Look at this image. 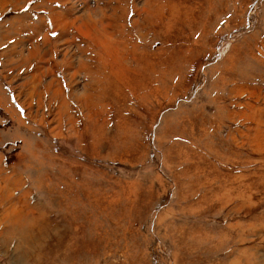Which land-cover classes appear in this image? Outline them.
<instances>
[{
	"label": "rangeland",
	"instance_id": "rangeland-1",
	"mask_svg": "<svg viewBox=\"0 0 264 264\" xmlns=\"http://www.w3.org/2000/svg\"><path fill=\"white\" fill-rule=\"evenodd\" d=\"M0 264H264V0H0Z\"/></svg>",
	"mask_w": 264,
	"mask_h": 264
},
{
	"label": "bare ground",
	"instance_id": "bare-ground-1",
	"mask_svg": "<svg viewBox=\"0 0 264 264\" xmlns=\"http://www.w3.org/2000/svg\"><path fill=\"white\" fill-rule=\"evenodd\" d=\"M33 48V47H32ZM39 48V47H38ZM34 53V52H33ZM30 54H31V52H30ZM35 54V53H34ZM31 56H33V54L31 55ZM31 56H29V57H31ZM33 58V57H32ZM42 60V59H41ZM23 61V60H22ZM27 61V60H26ZM20 63V62H19ZM18 65H21V64H18ZM24 65V64H23ZM81 65V64H80ZM84 65V64H83ZM82 65V66H83ZM22 66V65H21ZM20 66V67H21ZM85 67V66H84ZM84 67H82L81 69H84ZM22 68V67H21ZM27 68H28V66H27ZM36 68H38V67H36ZM20 69V68H19ZM40 69V68H39ZM43 69V68H42ZM41 69V70H42ZM86 69V68H85ZM44 70V69H43ZM47 70V69H46ZM96 71H94V78L92 79L93 80V82L92 83H90L88 86H89V88L87 89V88H84V90H86V92H90L91 93V95L92 94H96V93H98V91L100 92V89H101V73H100V69H95ZM88 71H89V69H88ZM43 72V74H44V72H45V70L44 71H41V73ZM75 72V74H77L76 73V71H74ZM84 72V71H83ZM42 74V75H43ZM73 74V73H72ZM85 74H88L89 75V73H85ZM37 75V74H36ZM45 75V74H44ZM35 76V75H34ZM38 77V76H37ZM84 77H85V75H84ZM30 78V77H29ZM28 78V79H29ZM41 78H42V76H41ZM71 78H72V76L70 77V81H71ZM86 78V77H85ZM88 78V77H87ZM35 79H37V78H35ZM31 79H29V81H30ZM39 80V79H38ZM27 81V80H26ZM40 81V80H39ZM41 81H42V79H41ZM25 82V81H24ZM35 82V81H34ZM52 81H50V83H51ZM26 83V82H25ZM24 83V84H25ZM30 83V82H29ZM40 83V82H39ZM34 84V83H33ZM37 84V83H36ZM41 84V83H40ZM46 84L47 83H45L44 85L46 86ZM39 85V84H38ZM24 87H25V85H24ZM52 87V83L51 84H49L48 86H46L45 87V91L47 92L50 88ZM54 87V86H53ZM26 88H27V86H26ZM37 85L35 86V89L37 90ZM39 89H42L41 87H39ZM51 91H52V89H51ZM43 92V91H42ZM20 93V92H19ZM39 93V92H38ZM40 94V93H39ZM63 94H64V92L63 91H60V89L59 88H56V89H54L53 91H52V97H53V99L55 98V99H62V97H64L63 96ZM87 94V93H86ZM86 94H82V96L81 97H77V100H81L80 102H81V106H83V107H87L88 105L86 104V102H87V100H88V98H89V96H87ZM19 96L20 97H22L21 96V94H19ZM29 96V95H28ZM41 96V95H40ZM43 97V96H42ZM69 99H72V97L74 98L75 96H72V94H69ZM59 99V100H60ZM40 100V99H39ZM72 100H74V99H72ZM76 99L74 100V102L75 101H77ZM42 102V101H41ZM89 102V101H88ZM62 104L63 105H61L63 108H65L64 106H65V102L63 101L62 102ZM60 106V107H61ZM66 109H67V107H66ZM30 114V113H29ZM81 114V113H80ZM83 114V113H82ZM81 114V115H82ZM31 115V114H30ZM32 117H34V116H32ZM35 118V117H34ZM34 118H32V119H34ZM31 119V118H30ZM73 119V118H72ZM71 119V120H72ZM73 124V123H72ZM72 128H74V127H72Z\"/></svg>",
	"mask_w": 264,
	"mask_h": 264
},
{
	"label": "snow or ice",
	"instance_id": "snow-or-ice-1",
	"mask_svg": "<svg viewBox=\"0 0 264 264\" xmlns=\"http://www.w3.org/2000/svg\"><path fill=\"white\" fill-rule=\"evenodd\" d=\"M53 35H55V33H53Z\"/></svg>",
	"mask_w": 264,
	"mask_h": 264
}]
</instances>
